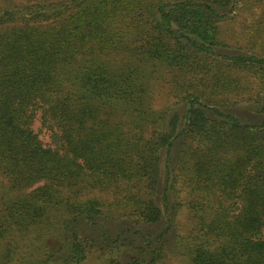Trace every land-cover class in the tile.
Returning a JSON list of instances; mask_svg holds the SVG:
<instances>
[{
    "label": "trees",
    "instance_id": "trees-1",
    "mask_svg": "<svg viewBox=\"0 0 264 264\" xmlns=\"http://www.w3.org/2000/svg\"><path fill=\"white\" fill-rule=\"evenodd\" d=\"M237 1L0 0L1 259L30 237L29 264L79 262L94 244L78 226L126 217L165 222L135 231L143 264H161L185 206L192 229L173 253L185 264H264V117L222 110L264 115V0L230 55L219 25Z\"/></svg>",
    "mask_w": 264,
    "mask_h": 264
},
{
    "label": "rangeland",
    "instance_id": "rangeland-1",
    "mask_svg": "<svg viewBox=\"0 0 264 264\" xmlns=\"http://www.w3.org/2000/svg\"><path fill=\"white\" fill-rule=\"evenodd\" d=\"M258 0H244L237 1L235 8L229 11L225 8L222 13H228L229 17H232L226 21H222L219 25L222 38L227 44L225 48L221 49L222 53L235 54L237 50L241 49L238 45L243 44L247 39V33H251V29L254 25H258V21L263 18L261 15L260 4ZM237 49V50H236ZM242 51V50H240ZM152 86L154 89V101L157 107H161L163 102L169 98L167 95L166 86L161 84L163 77L158 75L156 78H152ZM183 113L185 107L181 106L179 109ZM222 110L226 113H230L238 117L242 122L258 123L264 115L258 114L247 103L237 104L231 107H224ZM38 126V121L35 123ZM41 136L44 140L48 141V137L44 132H41ZM177 145L173 148L171 162L175 158ZM164 163L161 164V182L163 183L165 177ZM1 179V178H0ZM2 180V179H1ZM104 195V194H101ZM185 198V194H182V199ZM99 224H85L78 226L80 233L92 239L94 246L87 251L85 259L73 263V264H104L113 256L110 250L117 256L120 264L134 263L139 260L138 264H143V261L149 260L151 257L149 248L146 246L144 240L141 239V234L135 231L146 232L147 235L155 237L158 233L165 230V222L161 221L153 225H136L130 222L128 218L118 219H104L99 220ZM192 229V223L189 219L188 210L185 206L182 207L180 212L173 220V227L169 231H166L163 237V262L161 264H185L187 259L180 255H174V245L177 235L186 237L189 235ZM148 236V237H149ZM56 245L55 239H53ZM0 243V251L2 249ZM17 253V258L6 262L4 258H0V264H29L38 259V252L35 250L33 239L27 237L23 245L20 244L19 248L14 250ZM136 264V263H135ZM156 264H159L156 263Z\"/></svg>",
    "mask_w": 264,
    "mask_h": 264
}]
</instances>
